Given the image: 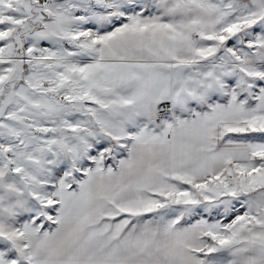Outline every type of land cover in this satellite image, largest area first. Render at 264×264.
<instances>
[{
	"label": "snow or ice",
	"instance_id": "snow-or-ice-1",
	"mask_svg": "<svg viewBox=\"0 0 264 264\" xmlns=\"http://www.w3.org/2000/svg\"><path fill=\"white\" fill-rule=\"evenodd\" d=\"M0 264H264V0H0Z\"/></svg>",
	"mask_w": 264,
	"mask_h": 264
}]
</instances>
